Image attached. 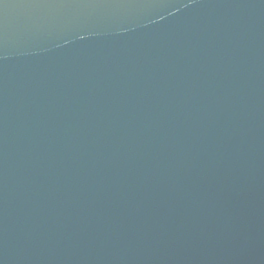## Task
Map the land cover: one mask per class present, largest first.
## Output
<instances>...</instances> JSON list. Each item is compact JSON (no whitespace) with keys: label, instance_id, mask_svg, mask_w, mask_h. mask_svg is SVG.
Returning <instances> with one entry per match:
<instances>
[{"label":"water","instance_id":"obj_1","mask_svg":"<svg viewBox=\"0 0 264 264\" xmlns=\"http://www.w3.org/2000/svg\"><path fill=\"white\" fill-rule=\"evenodd\" d=\"M0 264H264V0H0Z\"/></svg>","mask_w":264,"mask_h":264}]
</instances>
